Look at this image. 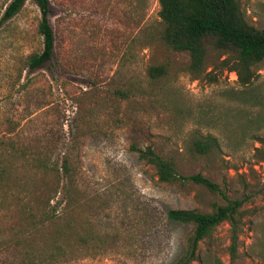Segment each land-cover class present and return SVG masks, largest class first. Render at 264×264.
I'll return each mask as SVG.
<instances>
[{
	"label": "rangeland",
	"instance_id": "rangeland-1",
	"mask_svg": "<svg viewBox=\"0 0 264 264\" xmlns=\"http://www.w3.org/2000/svg\"><path fill=\"white\" fill-rule=\"evenodd\" d=\"M237 1L245 21L264 28V0ZM49 2L55 42L43 66L21 68L42 48L31 0L0 24V264H177L192 227L167 211H210L221 199L192 182H160L134 145L243 201L234 256L221 222L190 264H264V59L241 85L209 49L216 79H194L188 53L160 38L158 0ZM157 64L167 73L152 79ZM208 133L219 148L192 154V136ZM63 157L70 202L56 192Z\"/></svg>",
	"mask_w": 264,
	"mask_h": 264
},
{
	"label": "trees",
	"instance_id": "trees-1",
	"mask_svg": "<svg viewBox=\"0 0 264 264\" xmlns=\"http://www.w3.org/2000/svg\"><path fill=\"white\" fill-rule=\"evenodd\" d=\"M25 1L10 0L0 4V24L12 18ZM31 1L39 8L41 14L36 32L42 38V48L22 58L21 68L28 70L43 66L51 60L55 42L48 19L51 12L49 0ZM158 4V16L162 24L160 38L172 50L188 53L187 71L194 79L203 76H209L211 81L216 79L212 72H206L205 65L207 51L213 49L218 52L219 57L223 56L220 60L221 66L234 71L241 85L251 81L253 66L264 59V28L255 27L245 21L237 0H158ZM166 73L167 69L163 64L149 65L147 68V74L152 79H158ZM263 143L264 140L261 141V144ZM218 148V138L210 133L193 135L189 143L190 152L198 156H206ZM132 149L138 153L141 160L155 169L160 182H192L203 186L221 199V203H211L210 211L195 208H171L167 211L170 220L192 227L177 264H190L196 260L198 243L221 222H228L230 225L229 250L234 256L243 201L230 198L223 187L200 172L180 174L172 159L162 156L150 145L143 148L134 145ZM259 150L256 148V151ZM261 153L264 157V150ZM60 167L65 182L61 186L58 182L56 192L60 188L63 200L70 202L73 196L72 169L67 157H63ZM0 176H5V170L2 168Z\"/></svg>",
	"mask_w": 264,
	"mask_h": 264
}]
</instances>
